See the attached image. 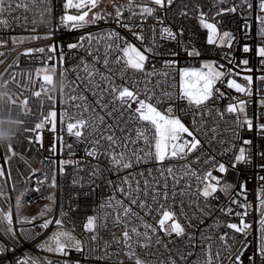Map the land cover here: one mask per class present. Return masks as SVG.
Wrapping results in <instances>:
<instances>
[{"label":"built area","instance_id":"1","mask_svg":"<svg viewBox=\"0 0 264 264\" xmlns=\"http://www.w3.org/2000/svg\"><path fill=\"white\" fill-rule=\"evenodd\" d=\"M260 2L173 0L172 5L161 8L151 0H142L135 7L119 8V17L117 10H96L88 19L93 14L101 18L79 28L61 23V17L69 11L64 7L66 0H23L27 11L16 8L10 16H0L8 19L10 25L0 26V169L4 171L0 176V192L4 194L0 196V209L12 212L11 233L8 223L0 221V246L4 249L0 264L28 260L39 264H135L123 242L126 221L118 201L137 214L126 218L129 228L134 226L141 234L146 231V224L157 228L155 233L148 230L149 247L135 246L136 255L148 264H207L209 253L212 264H264L259 251L264 211L260 206V190L264 186L260 179L264 176V133L260 128L264 125V58L258 55V49L264 46V12ZM144 6L153 7V15H142ZM233 6L236 11H227ZM46 8L51 9L50 13ZM201 13L207 22L216 25L215 43H208L209 31L200 23ZM165 27L171 29L175 38L162 33ZM225 32L232 37L228 43L221 42ZM138 35L143 39H137ZM69 44L78 47L70 49ZM128 44L148 57L144 72L126 68L123 49ZM53 47L55 51H50ZM41 48L45 51H38ZM28 49L32 52L26 55ZM193 52L199 55H190ZM205 65L226 73L214 85L224 96L214 92L204 106L196 108L179 99L181 72H207ZM49 68H55L51 85L37 76V70ZM245 76L252 77L250 84ZM228 80H235L248 92L228 88ZM110 84L137 91L140 99L147 95L151 99L146 102L165 115L173 108L171 115L179 117L193 132L200 142L198 147L189 152L185 146L183 153L171 157L170 146L165 160L157 161L154 127L136 118L137 104L128 109L114 101ZM36 91L40 92L39 97L34 95ZM166 93L171 94V99ZM9 96L16 104L8 101ZM25 98L27 109L20 106ZM240 101L244 102L243 112L226 111L229 104L239 109ZM52 111L56 112L54 130L53 119H45ZM246 118L253 125L251 129ZM79 119L86 120L88 126L81 129L83 135L77 138L68 133L67 124ZM38 123L43 127L35 128ZM138 129L145 131L149 143L137 139ZM108 135L117 139L115 145L104 139ZM192 139L181 133L177 143ZM245 140L252 143L245 145ZM9 142L15 155L8 151ZM241 147L251 154L250 162L235 161ZM93 148L97 155H88ZM149 152L151 156L147 155ZM119 153L131 160L132 167L113 165L111 157ZM137 156L141 157L139 162ZM219 164L225 165L226 172L219 171ZM207 172L220 182L215 198L205 201L200 195L204 185L216 183L201 180ZM165 183L168 198L158 196L154 201L157 192L165 191ZM225 185L231 188L219 190ZM50 195L55 197L52 215L28 216L19 212ZM131 198L144 202L148 208L131 204ZM245 204L247 209L240 207ZM161 205L175 212L185 228L183 236L159 231ZM227 208L233 209V214L221 211ZM245 211L243 220L250 227L241 233L229 229V223L239 225L241 220L235 213ZM118 216L122 218L119 223ZM88 217H97L94 233L84 228ZM44 219H61L62 227L82 241L83 251L71 249L62 256L40 247L55 226L52 223L47 229L40 228ZM92 235H96L95 241L91 240ZM225 235L227 239L222 241L220 237ZM137 239L146 242L143 235H133V243ZM238 252L239 260L235 258Z\"/></svg>","mask_w":264,"mask_h":264},{"label":"snow or ice","instance_id":"2","mask_svg":"<svg viewBox=\"0 0 264 264\" xmlns=\"http://www.w3.org/2000/svg\"><path fill=\"white\" fill-rule=\"evenodd\" d=\"M15 3V7L13 6ZM98 0H66V3L64 7L66 9L68 8H74L77 10L76 15H64L61 17V23L64 24L66 27L71 28H79L83 27L84 25L88 23H94L96 20L100 19L99 14H93L91 19H88L89 13L97 7ZM151 3L159 6L161 8L165 6H170L173 3V0H151ZM131 0L129 3V8H131ZM249 8L252 7L251 4L247 5ZM260 9L262 12H264V0H261ZM16 8H24L26 11L28 10L27 5L23 3V0L21 2H16V0H7V3H5V0H0V16L8 15L10 16L12 12L16 10ZM45 11L49 12L51 11L50 8H46ZM155 9L153 7L144 6L141 9L142 15L151 16L153 15ZM227 11L234 12L236 11V7L233 6L232 8L227 9ZM183 14V13H182ZM219 14V13H218ZM121 15V12L119 8H117L116 16L119 17ZM14 19L19 20L20 17H14ZM26 19V17H25ZM200 23L201 25L208 29L209 35H208V43L212 44L215 43V35L217 32L216 25L214 23H209L204 17V14L201 13L200 17ZM262 24H264V18H262ZM0 26L3 27H9V21L8 19H0ZM126 26V25H125ZM35 31V29H33ZM162 33L166 34L168 38H175L173 32L171 29L165 27L162 29ZM114 35V34H113ZM134 35H136L134 33ZM38 38V37H33ZM137 39H143L142 36H137ZM232 39L231 35L227 32L223 34V37H221L222 43H228ZM78 47L77 44H69L68 48L73 49ZM40 52H44L45 50L43 48L38 49ZM50 51H55V48L53 47L50 49ZM147 51H151V49H148ZM245 52L249 51L248 47L244 48ZM32 50L28 49L26 50L25 54H31ZM124 57H126L125 65L126 68H130L134 71L138 72H144L145 67V61L148 59V57L141 52L138 48L134 47L131 44H128L124 49ZM190 55H199L197 52L190 53ZM258 55L262 58H264V46H261L258 49ZM105 64H107V60L104 61ZM231 62V61H230ZM243 63L247 65L248 61L244 60ZM205 67L208 69L207 72L204 71H198L195 69H184L181 72V91L179 95V99L181 100H187L188 104L194 105L196 108H200L201 106H204L207 101H209L212 97L214 92L218 93L220 97L224 96L223 92H220L219 89L214 88V85L217 81H221L222 77L226 75L224 71H214L212 66L205 65ZM55 73V68H49L44 69L43 71L37 70V76H42L44 84L51 85L53 81V75ZM146 75H152V73H146ZM14 79V78H13ZM245 80L249 82V84L252 81L251 76H245ZM264 79V77H262ZM29 80H31V75L29 76ZM8 82L6 81L4 83V87H7ZM44 84L41 85V87H44ZM227 87L228 88H235L237 92L247 93L248 88L242 87L239 83H237L235 80H228L227 81ZM113 93V100H118L123 106L127 107L128 109H132V104L135 103L138 106L134 109V112L138 114L136 117L137 119L141 121H145L150 123L154 129V139H155V159L157 161H164L165 158L169 155V147L171 146V157H177L180 153H183L185 151V146H187V150L190 152L192 150H195L199 145V140L196 139L193 135L192 131H189V128L186 127L179 117L171 115L173 112V108L168 109V115L162 114L160 111L157 110L156 107L153 106L152 103L146 102V100L151 99L150 97H147L145 99L139 98V93L134 90H130L128 87H118L110 84V89ZM22 94V93H21ZM34 95L39 97L40 92L36 91L34 92ZM168 95L169 99H171V94H165ZM75 99V97H73ZM83 99V97H81ZM8 101L11 104H16L15 100H12V98L9 96ZM240 107L237 109L236 105L229 104L226 111L228 112H243L244 107L243 101H240ZM28 100L27 98L23 99L21 101L20 106L24 109H27ZM27 114V112H25ZM56 116V112L52 111L48 113V117H46V121L48 118L53 119L52 127L53 130L55 129V123L54 118ZM101 122H103V118L101 117ZM20 123V121H19ZM245 123L247 124V127L249 129L252 128V123L250 120H245ZM88 126V122L84 119H79L75 123H68L67 124V131L70 135H74L77 138H80L83 135V132L81 129H84ZM43 124L38 123L35 125V128L39 129L42 128ZM261 132L264 133V125L260 126ZM181 133H187L189 137H192V141H183L180 143H177L180 141V134ZM104 139L108 140L110 142V145H115L117 143V139L114 137V135H108L107 137H104ZM137 139H143L145 143H149L148 136L145 134L144 130H137ZM134 143V141H132ZM97 143H99L97 141ZM252 142L250 140H245L244 144L249 145ZM8 151L12 153V155H15V152L12 150L11 142L8 143ZM88 155L90 156H96V149L93 148L92 151L88 152ZM147 155L151 156V153L149 152ZM261 156L264 157V153H261ZM181 158H183L181 156ZM141 157L137 156L136 161L139 162ZM235 161L237 163H247L251 160V154L247 152L246 148L241 147L238 150V154L234 157ZM112 163L114 166L122 167V168H130L132 167V162L130 159L125 158L124 153L119 154H113L111 157ZM67 163V162H65ZM233 167H235V164H233ZM262 168H264V164L261 165ZM63 169H61L62 171ZM169 173L172 172V169L169 168L167 170ZM219 171L221 173L226 172V168L224 164H219ZM4 175V171L0 169V176ZM194 175V173H193ZM261 181H264V176L260 177ZM201 180H209V181H216V183H208L205 184L203 187L202 192H200V195H202L205 198V201L208 200V198H215L214 194L217 192V185L219 184V179L217 177H214L211 172H207L205 176L201 177ZM126 182V181H125ZM52 186H55V178L53 177ZM147 187V181L145 182V188ZM167 184L165 183L163 192H157L156 195L153 196V200L155 201L158 196H162L164 199L168 198L169 192L167 191ZM243 189V186H241ZM229 188H231V185H225L224 187L220 188L221 191H226ZM120 192H125V189L119 188ZM3 192H0V196H3ZM131 192H129V196L131 197ZM173 196L175 193L172 194ZM49 199H52L49 197ZM131 204L137 205L141 209H146L148 206L144 202H140L135 198H131ZM120 204V207L122 208L125 224L123 228V242L128 248L127 255L130 259L135 260V264H148L147 261L141 260L135 253V246L136 244H139L141 247H149L150 244L147 241H150V230L152 233H155L157 231V228L153 225L146 224L145 228L146 231L141 234L138 232L136 227L129 228L127 226L130 221H127V217L132 215H137L133 209L128 206H123L122 202H117ZM233 203H236L235 200H233ZM17 205H19V201H17ZM260 206L261 209H264V186L261 187L260 190ZM240 207H244L247 209L248 205H240ZM161 216L158 219L157 223L159 226V231L165 232L167 235H171L172 233H175L176 236H183L185 234V228L181 225V223L176 219V214L172 210L164 209V206L161 205ZM151 211V209H149ZM221 211H226L228 214H233V209L227 208V209H221ZM43 215V213L41 214ZM235 215L241 216V220L239 222V225L237 223H229L227 227L229 229L234 230L237 233L245 232L250 225L248 223H245L243 220V216L247 215V211L240 213L236 212ZM261 220H260V226H261V241H260V255L264 257V211L261 212ZM121 217H117V223L121 221ZM97 217H88L86 223L84 224V228L86 231L94 233L97 229L96 224ZM0 221L7 222L8 232H12V212L11 210L5 212L2 209H0ZM31 222V221H27ZM168 222H171L170 224ZM55 223V225L60 228L63 224V221L61 219H44L43 222L39 225L42 229H47L50 224ZM133 235L139 238L141 235H143L144 241L141 242L139 239L133 243ZM97 239L96 235L91 236V240L95 241ZM220 239L222 241L227 239V236H221ZM119 243V241H117ZM160 241L157 240V243ZM40 247L44 248L46 251L59 254L62 256H67L69 251L71 249H75L76 251H83V245L82 241L78 238H76L72 233H70L67 230H58L56 233H54L50 238L49 241H46L44 245H41ZM4 249L2 246H0V252H2ZM107 255V253H106ZM218 255V253H217ZM240 253L238 252L236 254V259L239 260ZM97 259H104V257H97ZM20 264H39L38 261L35 260H28V261H21ZM48 264H51V261L48 262ZM65 264H68L66 261ZM173 264L175 262L173 261ZM207 264H212V256L211 253L208 255V261Z\"/></svg>","mask_w":264,"mask_h":264},{"label":"rangeland","instance_id":"3","mask_svg":"<svg viewBox=\"0 0 264 264\" xmlns=\"http://www.w3.org/2000/svg\"><path fill=\"white\" fill-rule=\"evenodd\" d=\"M141 2L142 0H131V4H132L131 7H135ZM129 3H130V0H98L97 7L89 13V16L96 10L114 11V10H117V8H121L124 5L129 6ZM76 14H77L76 9L69 8L67 15H76ZM54 81H55V75H53L52 82L54 83ZM49 197H51L52 199H49ZM49 197L43 199L36 205L31 206L29 208H26V209L20 208L19 212H21L24 215L27 214L28 216L41 215L42 213L43 215H46V216L52 215V212L54 210V205H55V197H53V195H50ZM58 230H65V229L62 226L58 228V226L55 225L52 231L49 233L47 240L49 241V238L54 233H56Z\"/></svg>","mask_w":264,"mask_h":264}]
</instances>
